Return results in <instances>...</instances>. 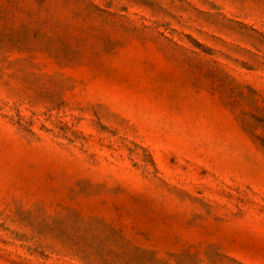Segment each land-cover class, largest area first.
<instances>
[{
  "label": "rangeland",
  "instance_id": "1",
  "mask_svg": "<svg viewBox=\"0 0 264 264\" xmlns=\"http://www.w3.org/2000/svg\"><path fill=\"white\" fill-rule=\"evenodd\" d=\"M0 264H264V0H0Z\"/></svg>",
  "mask_w": 264,
  "mask_h": 264
}]
</instances>
